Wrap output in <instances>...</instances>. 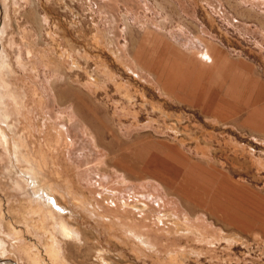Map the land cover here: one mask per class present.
Returning a JSON list of instances; mask_svg holds the SVG:
<instances>
[{"label": "rangeland", "instance_id": "obj_1", "mask_svg": "<svg viewBox=\"0 0 264 264\" xmlns=\"http://www.w3.org/2000/svg\"><path fill=\"white\" fill-rule=\"evenodd\" d=\"M107 1L0 0V264H264V0Z\"/></svg>", "mask_w": 264, "mask_h": 264}, {"label": "bare ground", "instance_id": "obj_2", "mask_svg": "<svg viewBox=\"0 0 264 264\" xmlns=\"http://www.w3.org/2000/svg\"><path fill=\"white\" fill-rule=\"evenodd\" d=\"M106 14L107 15H111V14H109V12H106ZM127 14H123V17H125L124 18V20L127 18V16H126ZM105 17V16H104ZM115 22V21H114ZM128 22L126 21V23L125 24H127ZM115 24V23H114ZM114 24H112V25H110V26H114ZM124 28V27H123ZM126 29V28H125ZM124 29V30H125ZM123 31V30H122ZM121 31V32H122ZM107 39H109L110 41H111V43L112 44H114V43H116L117 42V39H116V36H117V33L115 32V30L113 29V28H110V30L107 32ZM118 38V37H117ZM199 42V41H198ZM202 45V43H200V46ZM203 46V45H202ZM204 48H206V47H204ZM205 51V50H204ZM134 55V54H133ZM202 57H203V59H208V60H210L211 62H215V60L213 59V57H212V55H211V51H208V53H202ZM136 60V59H135ZM135 62H137V61H135ZM134 62V63H135ZM141 62V61H140ZM143 62V61H142ZM135 65V64H134ZM146 66V65H145ZM142 63H139V61H138V63H136V65H135V67L137 68V70L139 69L141 72H143L144 74H145V76L147 75L148 77L150 76V77H152V79H153V81H155V82H157L160 86H162L163 87V94L165 95V96H168V98H170L172 95H171V92H170V89H167L164 85H163V83L164 82H162V78H161V75H162V72H163V69H165L166 71H167V74H169L170 75V77L172 76V72H173V70H171V68L170 67H168V68H165L164 67V65H156V64H153L152 66H150V68H147V67H145ZM197 72V71H196ZM134 73V72H133ZM140 73V72H139ZM137 74H138V72H137ZM200 74H201V72H200ZM168 75V76H169ZM146 76V77H147ZM182 77V76H181ZM181 79V78H180ZM177 80V79H176ZM175 81V80H174ZM168 83L170 82V80L169 81H167ZM167 85H169V84H167ZM184 82L182 81L178 86H177V88H175V89H177L179 92H181V93H192L191 91H190V89H186L184 86ZM170 87H173V86H170ZM190 87V86H189ZM199 91V90H198ZM173 93V92H172ZM172 97H174V96H172ZM195 99V98H194ZM212 101V100H211ZM178 103V102H177ZM216 105V104H215ZM217 106V105H216ZM207 107V106H206ZM209 108V107H208ZM77 114V113H76ZM60 117V116H59ZM61 118V117H60ZM68 119V118H67ZM68 122L70 123V125H71V122H72V119L71 118H69L68 119ZM67 122V123H68ZM74 125L72 124V127H73ZM63 129L65 130V128L63 127ZM103 148V147H102ZM56 204L54 203V206H55ZM56 207H58L57 205H56ZM225 219V218H224Z\"/></svg>", "mask_w": 264, "mask_h": 264}, {"label": "crops", "instance_id": "obj_3", "mask_svg": "<svg viewBox=\"0 0 264 264\" xmlns=\"http://www.w3.org/2000/svg\"><path fill=\"white\" fill-rule=\"evenodd\" d=\"M113 1L115 2L116 0H108L107 3H106L107 4L106 7H108L111 16L114 18L113 12L110 10L111 8L113 9ZM124 1H126V0H124ZM174 1H176V2H179L180 1L181 2V1H185V0H174ZM122 12L127 13L124 10H122Z\"/></svg>", "mask_w": 264, "mask_h": 264}]
</instances>
